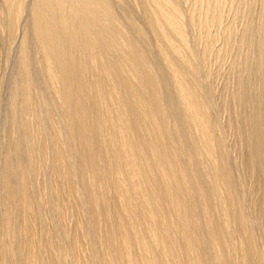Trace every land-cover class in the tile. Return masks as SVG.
<instances>
[{
  "label": "bare ground",
  "instance_id": "1",
  "mask_svg": "<svg viewBox=\"0 0 264 264\" xmlns=\"http://www.w3.org/2000/svg\"><path fill=\"white\" fill-rule=\"evenodd\" d=\"M0 264H264V0H0Z\"/></svg>",
  "mask_w": 264,
  "mask_h": 264
}]
</instances>
